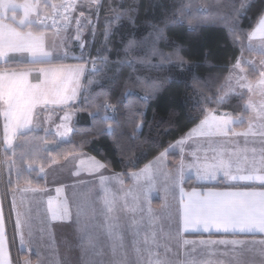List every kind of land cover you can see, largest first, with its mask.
Returning <instances> with one entry per match:
<instances>
[{"label": "crops", "instance_id": "crops-1", "mask_svg": "<svg viewBox=\"0 0 264 264\" xmlns=\"http://www.w3.org/2000/svg\"><path fill=\"white\" fill-rule=\"evenodd\" d=\"M19 2H23V0H19ZM31 2L38 4V7L30 16L31 19H36L37 14L40 16L50 11L57 5L59 0H31ZM99 3L100 0H80L74 12V20L67 31H44L36 26L31 28L34 33L44 32L46 50H51L54 53L52 61L69 60L71 62L34 67H8L10 70L30 73L27 79L33 85L43 79L39 74L40 69L62 68L64 74L68 77L72 76L77 67H82L83 72L79 76L75 98L68 101L65 105L49 104L46 108L38 105L33 112V124L30 130L21 129L15 134L9 133L10 136H13V145H15L18 136L30 132L52 135L57 142H63L69 138L71 132L63 140L56 136V126L61 123L58 118L67 112L71 117L68 125L73 129L76 111L72 107L79 100L84 76L89 71V62L95 58L90 55V46L98 34L97 26L100 19L97 12ZM81 12L84 13L83 16H81ZM18 15H22V10H18ZM258 23L259 19L248 35L246 48L252 53L264 55V34L257 31ZM24 30L28 31L29 29L25 28ZM253 33L255 35H252ZM77 35L81 37L79 40L76 39ZM9 59L10 63L8 65L31 63L27 53H9ZM237 61L245 69V66L250 67V63L255 61V59L238 58L230 66L218 92V98L224 97L225 99L231 95H244L246 117L208 111L202 119L206 115L215 114L219 117L227 114L235 121L234 124L230 125L232 132H245L252 126L259 133L261 131L260 125L264 123V120H261L257 115L260 108L256 107L254 111L252 108H247L246 104L251 96L257 99L264 98V94L261 93L258 86L260 75L258 74L252 80L247 76L245 69L246 80L242 81V83L251 82L253 85L252 92L247 87L241 88L236 83L237 79L241 77L240 72L233 68ZM8 65H5L4 60H0V69ZM230 71L233 72V78L229 81L227 76ZM229 85H231V90H229ZM76 86V84L72 83L68 85L69 88ZM226 93L227 95H225ZM199 122L179 138L189 133ZM4 123L3 116H0V147L5 154ZM45 129L48 131L46 132ZM209 139L216 142L213 147L222 145L225 158H232L235 154L239 155L241 159L244 156L251 159L253 156L252 149H256V154L258 155L259 150L264 148V144L261 143L262 138L258 134H249L247 137L231 135L213 138L196 137L188 141L190 148L187 151L189 155L185 162H191L190 153L197 149L200 150L201 162H203L205 154L208 156V162H211L215 153L208 148L207 142ZM10 153L11 151L8 154ZM88 157L93 156L81 152L69 155L60 162L51 163L45 168V173L38 172L39 177L43 180L42 187L16 186L13 181V167L10 170L5 162L6 173L4 169H2V174L0 173V204H2L5 218L7 238L5 255L10 259L11 264H25L26 261L29 264H87L88 260H94L97 257L85 255L84 249L88 247V242L87 240H84L83 243L81 241L83 231H87L95 242L96 247L103 250L104 255L99 257V259L102 262L110 261L113 258L111 254L113 241L107 233L108 224L113 226L115 234L123 238V247L117 250L118 255L126 256L130 264H134L136 259L134 251L136 247L141 249L151 248L153 251L164 254V245H168L171 249V252L168 253L169 256L175 253L180 258H184L185 253H188L198 261L203 262V264H234L235 256L231 245L201 244V241H218L233 238L251 239V236L232 237L231 235L218 234L214 230L211 233H206L202 230L196 231L195 229H189L185 232L181 220V187L183 188L184 200L187 201L188 195L193 190L200 194H205L210 190L234 191L243 190L244 188H252L259 191L261 190L259 182L250 184L232 182L221 179L220 176L216 180L199 182L194 178V174L186 170L183 181L177 183L174 179L177 175L176 166L180 159L177 151L170 154L157 168H154L150 181L143 178L137 181L132 176L123 174L117 180L113 178L114 174L121 173L110 171L107 168V170H101L104 176L109 177L102 186L100 182L101 172L92 170L87 163L84 166L80 165V159L87 161ZM6 159L11 160V158ZM76 173L79 174L77 175ZM186 181L190 182L185 184ZM149 185H151V191L147 192ZM34 188L40 189V191H32L31 189ZM57 189H60V191L58 192ZM106 194L109 200L112 201L111 212H108L104 205ZM145 194L147 199H145ZM13 200L15 201V210L12 208ZM49 201H51V206ZM149 206L153 209L155 216L159 218V222L154 226H149L145 218L139 229V234L134 235L133 220H140L141 217H146L147 213L146 211L133 213L129 209L140 207L146 210ZM66 209L71 210V219L64 215ZM17 212L20 213L22 231L24 233L25 243L23 247L19 243L20 230L16 228ZM78 212L79 219L77 216ZM29 231L31 232L30 235ZM153 231L156 233L155 244L151 242ZM145 237L148 238L147 244L145 243ZM255 238L260 239L261 237L257 234ZM184 240L191 243L184 245Z\"/></svg>", "mask_w": 264, "mask_h": 264}, {"label": "snow or ice", "instance_id": "snow-or-ice-1", "mask_svg": "<svg viewBox=\"0 0 264 264\" xmlns=\"http://www.w3.org/2000/svg\"><path fill=\"white\" fill-rule=\"evenodd\" d=\"M38 4H34L31 0H0V60L5 61V65L10 63L9 53H27L30 57L31 63H45L50 64L54 58V53L51 50H46L45 47V34L44 32L34 33L31 28L34 25H44V21L38 18L31 19L30 16L36 10ZM123 7V6H121ZM163 9L161 15L151 25L149 37L153 38V44L166 39L167 30L174 24L186 23L188 31H195L196 27L205 22L203 16L193 15L191 9L193 8V0H174L173 3H164L159 5ZM255 9L259 15V23L257 31L264 34V0H261L257 5L254 0H236L233 5V11L239 16L242 12H247ZM18 10H22V15H18ZM84 13L81 12V16ZM117 19H127L130 25L135 24L136 17L131 14V10H125L117 14ZM28 28V31L24 29ZM252 35H255L253 33ZM81 37L77 35L76 39ZM234 38H237L234 34ZM142 41L137 40L135 35L129 34V37L122 39L123 51L125 54L135 51ZM83 47V45H82ZM183 45L176 44L172 53L165 54L160 49L154 48L153 55H158L161 61V67L164 62H169L173 67L183 69L189 62L180 55ZM119 55V53H117ZM174 58V60H173ZM142 65H147L148 70L153 67L150 61L141 59L139 61ZM261 69L259 70L260 79L258 86L261 93L264 94V59L261 60ZM234 70L239 69L241 73L245 72V69L241 67V63H237L233 66ZM83 72L82 67H77L72 76L68 77L64 74L62 68H49L40 69L39 74L43 77L39 83L33 85L28 82V72H17L10 70L8 67L0 69V116L4 118V132H5V156L7 157L9 151L15 155V148L13 145V136L9 133L15 134L21 129H29L33 124V112L39 105L42 108H46L47 105H65L68 101L73 100L77 95V87L79 76ZM146 95L140 96V100L147 104V102L158 96L164 90V80L158 77L147 78ZM195 79V78H194ZM229 81L232 77L227 78ZM246 80V77L241 76L237 79L236 83L241 87H247L252 90V83H242ZM76 84V87L69 88L68 85ZM130 81H121L117 79L116 87L123 88L126 91L125 95L130 94L127 89L130 87ZM136 83H140L143 86V82L137 80ZM231 90V85H229ZM227 95V93L225 94ZM223 102L224 97H220ZM247 107L252 108L254 111L255 105L249 100ZM100 108L104 111L103 120L99 124L94 125V133L97 136H103L112 134L115 135L117 128L122 125L117 124L114 127L111 122L114 118L109 115L110 112H116L118 109L115 104L111 103L108 99H104ZM63 111V109H61ZM95 120L97 118L96 113H90ZM174 115V114H173ZM257 115L264 120V104H261ZM58 119L61 123L56 126V136L63 140L73 131L68 125V121L71 119L70 115L65 112L62 117ZM133 133L140 132L142 134V128L144 121L136 122L134 119L131 121ZM161 124L164 121L160 122ZM168 123H172L171 117ZM235 121L227 114L223 116L206 115L204 119L200 120L199 124L190 130L185 136L176 139L175 141L159 142L152 140L151 136L145 141H141V155L146 156L147 151L145 149H155L156 154L153 156V160L145 164L139 171L132 173H124L123 175H130L137 181L140 179L151 180L153 169L162 164L167 157L178 151L180 159L177 164V175L174 177L175 181L179 183L183 181L186 170H194V178L198 181L203 180H216L218 176L221 179H225L232 182H245L255 183L259 182L261 190L257 191L252 188H244L243 190H225V191H208L205 194L197 193L195 190L188 195L187 201L184 200L183 188L181 187V220L183 224V230L186 232L189 229H195L196 231H203L211 233L213 230L218 234L231 235L232 237H249L251 239L233 238L227 240L218 241H201V244H222L231 245L235 259L234 264H264V148L259 150L258 155L256 149H252L253 156L249 159L244 156L243 159L239 155H233L232 158H225L224 149L222 145L213 147L215 141L209 139L208 148L215 153L211 162H208V156L205 154L203 162L199 155V149L191 151V162L186 163V158L189 155L187 151L190 146L188 141L195 139L196 137H228V136H245L249 134L260 135L261 143L264 144V123L260 125L261 131L257 133L252 126L245 132H232L230 125ZM47 132L48 130L45 129ZM166 135L167 133H163ZM134 137H130L133 139ZM46 142V141H45ZM122 151V149H114V151ZM247 151V149H245ZM23 155V154H22ZM6 164L9 169L15 165V160H7ZM52 163H56L53 159ZM88 164L92 170L101 172L100 182L103 186L109 179L102 174L101 170H107L108 164L97 160L95 157H88L87 161L80 159V165L84 166ZM35 158L30 159L27 162L28 169L37 171L34 167ZM131 167L139 166V158L135 162L129 160ZM158 170V169H157ZM39 173H45V167L41 165L38 168ZM20 171L18 170V175ZM77 175L79 173H76ZM120 175L114 174L113 178L119 180ZM11 183V181H9ZM34 192L40 191V189H31ZM59 192L60 189H57ZM151 191V185H149L147 192ZM138 199V198H137ZM145 199L147 195L145 194ZM51 206V201H49ZM104 205L108 212L112 211V201L109 200L107 194L104 198ZM12 208L15 210V201L12 202ZM133 213L145 212L146 217H141L140 220H133L134 235L139 234V229L143 220L146 218L149 226H154L159 222V218L155 216L153 209L149 206L146 210L140 207H132L129 209ZM163 210V208H162ZM69 219H71V210L66 209L64 212ZM79 219V212L77 214ZM16 228L20 230L19 243L21 247L24 246L25 239L22 231V222L20 220V213L17 212ZM107 233L112 238L111 254L112 259L110 261L102 262L99 257L104 255L102 249L96 247L91 235L87 231H83L81 241L87 240L88 247L84 249L85 255H91L97 257V259H90L87 264H130L126 259V256L118 255V249L123 247V238L113 232V226L107 225ZM31 232L29 231V235ZM260 235V239H256V235ZM153 244L156 243V233L152 232ZM145 243H148V238L145 237ZM190 241L184 240L183 244L188 245ZM7 245L6 230H5V218L3 215L2 204H0V264H11V261L5 255V249ZM159 247V245H157ZM165 249L164 254L158 251H153L151 248L141 249L136 247L134 249L136 259L134 264H203L195 257L185 253L184 258H180L177 254L173 253L169 256L168 253L171 249L168 245L163 246ZM29 264V262H25Z\"/></svg>", "mask_w": 264, "mask_h": 264}, {"label": "trees", "instance_id": "trees-1", "mask_svg": "<svg viewBox=\"0 0 264 264\" xmlns=\"http://www.w3.org/2000/svg\"><path fill=\"white\" fill-rule=\"evenodd\" d=\"M173 2L174 0H100L97 12L100 19L98 34L90 46V55L97 58L99 64L84 76L79 100L72 107L76 111L73 131L63 142H57L52 135L41 132L18 136L14 145L15 155L11 152L6 157L4 154V157L15 160L12 171L16 186L42 187L43 180L38 175L41 165L46 168L53 159L60 162L69 155L81 152L107 163L110 171L121 174L136 171L156 154L155 149H145L146 156L140 154L141 141L147 140L149 136L157 143L175 141L197 124L208 111L246 117L244 95H231L221 102L218 92L230 66L238 58L258 59L260 69L262 67L264 55L252 53L246 48L248 35L259 19L256 10L242 12L237 16L233 11L236 0H193V15L203 16L205 22L200 23L195 31H188L184 26L174 24L167 30L166 39L153 44V38L148 34L151 25L163 12L159 5ZM254 2L259 5L261 0ZM201 6L205 11L197 13V7ZM128 9L136 17L134 25H130L127 19L116 18L118 13ZM130 33L142 43L135 51L125 54L122 39L126 40ZM234 34L238 39L234 38ZM176 44L183 45L180 55L189 64L178 69L169 62H164L161 67L160 57L153 55V49L158 48L169 54ZM141 59L150 61L153 66L151 70L139 62ZM64 62L71 61H51L50 64ZM42 65L48 64L22 63L7 67ZM245 69L250 79L254 80L258 76L251 67L245 66ZM156 77L164 80V90L144 104L140 96L148 93L147 78ZM117 79L131 82L127 89L130 94L125 95V89L116 87ZM137 80L142 81L143 86L136 83ZM104 99L116 105L118 110L112 115L114 119L111 122L114 127L117 124L122 127L117 128L115 135L97 136L93 126L103 120L99 109ZM93 112L97 114L95 120L90 115ZM170 117L172 123H168ZM133 119L145 122L142 134L139 131L133 133ZM161 121L164 123L161 124ZM165 132L166 135L163 134ZM47 144H51L49 149L45 148ZM32 158H35L34 167L37 171L27 167V162ZM137 158L139 166L131 167L129 160L135 162ZM189 182L186 181L185 184Z\"/></svg>", "mask_w": 264, "mask_h": 264}, {"label": "built area", "instance_id": "built-area-1", "mask_svg": "<svg viewBox=\"0 0 264 264\" xmlns=\"http://www.w3.org/2000/svg\"><path fill=\"white\" fill-rule=\"evenodd\" d=\"M80 0H59L57 5L51 9L50 11L38 16L40 20L44 21V25H35L38 29L47 30V31H66L70 27L73 18L74 12L77 8ZM198 13L204 12L205 9L202 7H198L196 9ZM178 25L184 26L187 29L186 23H177ZM91 70H94L91 67ZM99 112H101V116L104 117V111L100 108ZM115 113V112H114ZM110 112L109 115L112 116L114 114ZM3 158H2V150L0 148V170L3 166Z\"/></svg>", "mask_w": 264, "mask_h": 264}, {"label": "rangeland", "instance_id": "rangeland-1", "mask_svg": "<svg viewBox=\"0 0 264 264\" xmlns=\"http://www.w3.org/2000/svg\"><path fill=\"white\" fill-rule=\"evenodd\" d=\"M202 7V6H201ZM198 8V7H197ZM203 8V7H202ZM197 12V11H196ZM198 13V12H197ZM202 13V12H201ZM85 25V24H84ZM85 26H87V25H85ZM82 27H83V25H82ZM261 50H263V49H261ZM99 62V60L97 59V58H93L92 59V61L91 62H89V67H92L94 70L98 67L97 65L99 64L98 63ZM259 60L258 59H256L255 61H253L252 63H250V67L252 68V70H254V71H256L258 74H259V70H260V64H259ZM237 72H240L239 71V69H237ZM229 75H230V77H232L233 78V72L232 71H230L229 72ZM229 75L227 76V77H229ZM240 76H243V77H245V73L243 72V73H241L240 72ZM250 92H252V90L250 91ZM259 99V98H258ZM257 98H254L253 96H251L250 98H249V100H251V102L255 105V108L257 107V108H260V106H261V104H264V98L263 99H259L258 100ZM247 105H248V103L246 104V107H247ZM247 108H249V107H247ZM115 114V113H114ZM51 147V144H47V145H45V148L46 149H49ZM1 148V147H0ZM1 150H2V158L4 159V161H5V159H6V157H4V150L1 148ZM6 164H5V162L3 163V169L5 170L6 169ZM177 167V166H176ZM154 170V169H153ZM5 173H6V170H5ZM189 173H192V174H194V170H191V171H189ZM199 182H204V181H199Z\"/></svg>", "mask_w": 264, "mask_h": 264}]
</instances>
